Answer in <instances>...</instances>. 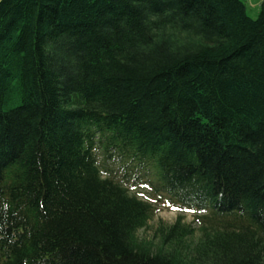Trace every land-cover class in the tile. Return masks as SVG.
<instances>
[{"label": "trees", "instance_id": "1", "mask_svg": "<svg viewBox=\"0 0 264 264\" xmlns=\"http://www.w3.org/2000/svg\"><path fill=\"white\" fill-rule=\"evenodd\" d=\"M0 264H264V3L0 0Z\"/></svg>", "mask_w": 264, "mask_h": 264}, {"label": "rangeland", "instance_id": "2", "mask_svg": "<svg viewBox=\"0 0 264 264\" xmlns=\"http://www.w3.org/2000/svg\"><path fill=\"white\" fill-rule=\"evenodd\" d=\"M246 8L247 15L251 18H256L259 14L262 4L264 0H241ZM102 159V155H98V161ZM102 169V167H100ZM109 169L112 171L110 176L114 179H119L122 176L121 170H118L116 166L109 165ZM103 176H107L103 174ZM131 181L127 187L132 194H135L137 197L146 200L151 203L152 208L155 210L151 219L148 221V227L143 230V232L147 235L151 233L153 227H155L159 222H163L165 224H171L175 221L178 215H184V222L191 223L194 227L197 224L194 223L193 214L188 212H179L175 210L173 207H170L166 202L164 197H159L154 195L150 189L148 184L145 182L147 179L144 178H130ZM142 232V231H141Z\"/></svg>", "mask_w": 264, "mask_h": 264}, {"label": "snow or ice", "instance_id": "3", "mask_svg": "<svg viewBox=\"0 0 264 264\" xmlns=\"http://www.w3.org/2000/svg\"><path fill=\"white\" fill-rule=\"evenodd\" d=\"M190 211L192 210V209H189Z\"/></svg>", "mask_w": 264, "mask_h": 264}, {"label": "bare ground", "instance_id": "4", "mask_svg": "<svg viewBox=\"0 0 264 264\" xmlns=\"http://www.w3.org/2000/svg\"><path fill=\"white\" fill-rule=\"evenodd\" d=\"M144 202H146V201H144Z\"/></svg>", "mask_w": 264, "mask_h": 264}]
</instances>
